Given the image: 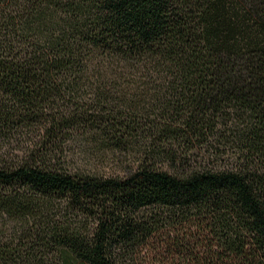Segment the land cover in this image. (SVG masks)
<instances>
[{
	"label": "trees",
	"instance_id": "obj_1",
	"mask_svg": "<svg viewBox=\"0 0 264 264\" xmlns=\"http://www.w3.org/2000/svg\"><path fill=\"white\" fill-rule=\"evenodd\" d=\"M0 264H264V0H0Z\"/></svg>",
	"mask_w": 264,
	"mask_h": 264
},
{
	"label": "rangeland",
	"instance_id": "obj_2",
	"mask_svg": "<svg viewBox=\"0 0 264 264\" xmlns=\"http://www.w3.org/2000/svg\"><path fill=\"white\" fill-rule=\"evenodd\" d=\"M139 151V150H137ZM89 152V151H88ZM134 156L132 158H136L137 155H135V153L133 154ZM202 154L195 151L194 153L191 152V155H188L187 158L194 163V161L200 162V158H201ZM139 158V154L137 156ZM109 157H102L101 159H99V157L94 154L93 156L90 153H84V154H78L76 153V156L74 158V163H76L75 165L78 166H82L81 164L86 162H90L91 165H93L95 167V169H99L101 171H115L116 169H118L119 171H121L120 169L124 168V166L130 162V160L132 158L126 157V164H124V160L122 158L119 159V162H114L112 161L111 158ZM121 161H124L123 163H120ZM219 164V162H218ZM217 164V165H218ZM117 170V171H118Z\"/></svg>",
	"mask_w": 264,
	"mask_h": 264
}]
</instances>
